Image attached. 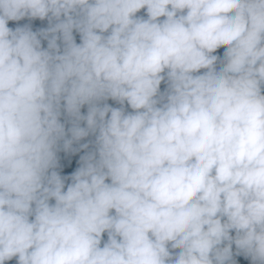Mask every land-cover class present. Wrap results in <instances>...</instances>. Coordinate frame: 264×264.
<instances>
[{"label": "clouds", "instance_id": "obj_1", "mask_svg": "<svg viewBox=\"0 0 264 264\" xmlns=\"http://www.w3.org/2000/svg\"><path fill=\"white\" fill-rule=\"evenodd\" d=\"M0 264H264V0H0Z\"/></svg>", "mask_w": 264, "mask_h": 264}, {"label": "trees", "instance_id": "obj_2", "mask_svg": "<svg viewBox=\"0 0 264 264\" xmlns=\"http://www.w3.org/2000/svg\"><path fill=\"white\" fill-rule=\"evenodd\" d=\"M78 39V38H77Z\"/></svg>", "mask_w": 264, "mask_h": 264}]
</instances>
